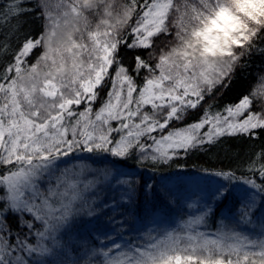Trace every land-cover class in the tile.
<instances>
[{
    "label": "snow or ice",
    "instance_id": "snow-or-ice-1",
    "mask_svg": "<svg viewBox=\"0 0 264 264\" xmlns=\"http://www.w3.org/2000/svg\"><path fill=\"white\" fill-rule=\"evenodd\" d=\"M28 16L43 22L38 34L22 32ZM253 56L264 62V0H2L0 264H66L50 259L68 257L64 236L133 200L136 181L120 171L129 159L167 164L226 136L264 135V68L222 110L208 103ZM189 113L198 119L184 124ZM94 158L111 167L82 163ZM71 160L81 163L60 168ZM242 167L213 173L222 182L187 198L195 214L180 230L149 228L137 243L111 215L67 264H264V223L254 235L199 231L217 209L245 227L264 213V144ZM102 186L119 201L99 198Z\"/></svg>",
    "mask_w": 264,
    "mask_h": 264
},
{
    "label": "trees",
    "instance_id": "trees-1",
    "mask_svg": "<svg viewBox=\"0 0 264 264\" xmlns=\"http://www.w3.org/2000/svg\"><path fill=\"white\" fill-rule=\"evenodd\" d=\"M2 2V0H0ZM9 3L12 0H8ZM26 21V23H24ZM23 28L22 32H31L33 34H38L42 31V21L35 20L32 16L23 18L22 20ZM159 43V42H158ZM39 55V51L37 52ZM123 62L126 65H129L132 60L131 54H122ZM247 65L246 67H238L236 72L233 75L232 82L228 88H221L215 95L214 99L208 101V103L214 105L212 111L222 110L225 105L233 103L236 98L250 86L255 84V77L260 73V70L264 68V62L260 58L253 56L244 61ZM139 83V80H138ZM102 102L98 101L94 107H99V104ZM198 119V113H189L185 118L184 124L191 123L193 120ZM180 126V125H175ZM262 144H264V135H261L258 139H249L247 136H226L222 138L218 143L214 145H206L204 149L191 151L186 155H182L173 161H170L167 164H157L153 166V163L150 160L144 161L143 163H138L135 159H129L124 165L120 166V171L125 170L131 175L136 174V188L137 192L135 193L136 200V217L139 219L140 209L142 206V194L143 187L146 182L152 186V200L155 205V210L158 216L161 219L170 220L177 216L173 208L166 206L161 200V192H166L170 190V187H182L188 186L189 184L184 182L190 180L191 176H206L207 178L216 177L222 182L221 177H217L213 173L221 170H231L235 171L237 175L244 173V168L242 165H245L246 162L252 157L253 153L259 152ZM87 155V154H86ZM96 160L93 163L92 160H84L82 163L86 164L88 168L96 170H104L111 167L108 163V160H101L99 158H94ZM110 159V158H109ZM76 164L81 163V161L71 160L69 163ZM67 164L70 167V164ZM64 165V164H63ZM70 165V166H69ZM207 170V171H205ZM98 174V173H97ZM91 174H89V177ZM48 180V181H47ZM51 183H55L54 179H51ZM49 178L46 176L42 182V189L46 188L49 184ZM238 185V184H237ZM161 187V190H157V187ZM167 188V189H166ZM116 191L113 188H107L102 186V190H99L97 195L99 198L106 199L109 202V205L113 201H117ZM229 203V201L227 202ZM223 208V205L221 206ZM106 212L110 211L105 209ZM119 213L122 212V207L118 208ZM220 209H217L219 214ZM216 214V215H218ZM115 215L113 212L108 216H100L98 221H106L109 216ZM213 215L209 217L206 221V226L209 228H215V217ZM117 218L120 217V214H116ZM85 219H89L85 217ZM97 222V221H94ZM8 225L12 228L13 232L18 230L17 220L10 218L8 220ZM84 231L82 226H79L77 229H73L69 234V240L67 236H64L65 243L73 244L75 242H82L81 235ZM138 233H140L137 230ZM124 239H131L130 236H126L123 233ZM50 259H56L51 257Z\"/></svg>",
    "mask_w": 264,
    "mask_h": 264
},
{
    "label": "rangeland",
    "instance_id": "rangeland-1",
    "mask_svg": "<svg viewBox=\"0 0 264 264\" xmlns=\"http://www.w3.org/2000/svg\"><path fill=\"white\" fill-rule=\"evenodd\" d=\"M77 156L81 155H86L83 153H77ZM70 165L76 164L74 163H69ZM69 165V166H70ZM68 167V165H60V168ZM71 167V166H70ZM124 173H128L134 180L136 181V174H130L129 172H126L125 170L121 171ZM60 173L57 171L55 175L51 178L52 180L54 179L55 181V176H58ZM91 178V176L89 177ZM191 178L190 180H186L184 178V182L188 183V186H182L180 187H170V191H172L175 194V203L169 205L167 200L165 198H161L162 202L168 206L173 208L174 212L177 214L176 217L167 220V219H161L160 216H158L156 210H155V205L152 200V191L149 192L147 188H145V185L151 186L149 183L146 182L144 187H143V194H142V206L140 209V215L139 219L136 217V200H135V195L132 201L127 202L124 207H122V212L123 216L118 217V219L125 220L126 223L124 224V230L123 233L126 236H130L131 239L135 240L137 243L142 242L143 237L145 233L148 231L149 228H156V229H177L180 230L181 224L188 220L190 215H194L195 213L193 210H190L186 206V200L187 198L191 197L192 199L196 198V193H198L201 189L203 190H208L213 187H215L218 183L221 181L218 180L216 177H210L207 178L206 176H191L188 177ZM48 181V180H47ZM50 181V180H49ZM52 182V181H50ZM161 190V187H157V190ZM167 189V188H166ZM153 191L156 189H152ZM146 193H148L146 195ZM234 194L235 197H240L243 194V188L238 184L236 188L234 189ZM116 200L119 201L120 199V191L117 189L116 191ZM107 199V197H106ZM234 201L230 200L228 203L229 207H233ZM106 212V211H105ZM112 211L106 212V216L111 214ZM113 214H120L119 211L113 213ZM228 215V209L225 208L223 211H220L218 215L215 217V228H209L206 226V223L202 226L199 227V231L201 232H207V233H215L217 229L221 225H227V229L225 230H230V229H236L237 231H244L245 234L248 235H254L253 230H255V233H258L260 231V225L261 223H264V213H258L256 216L253 217V223L245 227L244 225H239L237 226L232 220H222L221 218L224 216ZM106 221H97L93 222V224H89L87 226H82L84 228V231L82 232L83 234L81 237L90 231L93 227L95 226H103ZM137 230L140 232L138 233ZM72 232V231H70ZM70 232L66 235L67 239L69 240V234ZM95 236L96 233H93ZM152 235L155 236L157 235V232H152ZM65 238V237H64ZM124 240H128L127 238ZM82 242H75L70 245V243H66L67 245V250H68V257H65L62 254H58L56 256V261H65L66 264L68 261L71 259L76 258L79 255V251H76L74 249L77 248L78 245H80ZM89 246H91V242H89ZM82 251V249H80Z\"/></svg>",
    "mask_w": 264,
    "mask_h": 264
}]
</instances>
